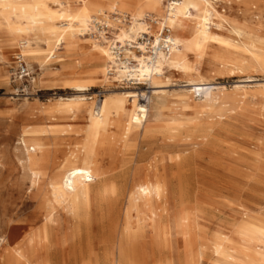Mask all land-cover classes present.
Segmentation results:
<instances>
[{"label": "rangeland", "instance_id": "rangeland-1", "mask_svg": "<svg viewBox=\"0 0 264 264\" xmlns=\"http://www.w3.org/2000/svg\"><path fill=\"white\" fill-rule=\"evenodd\" d=\"M10 1L24 7L7 13L11 23L0 21V264H82L68 257L70 243L62 245L72 223L63 218L57 224L54 196L61 164L71 153L81 155L77 164L101 174L108 186L109 200L90 234L95 240L104 235L110 264H119L126 221L138 229L134 248L127 245L130 254L136 249L132 264H264V57L255 51L264 43V0L227 9L241 36L226 23L216 29L214 16L205 31L195 22L184 25L183 55L213 85L207 102L191 92L186 75L168 66L166 83L156 89L127 82L115 71L106 77L107 45L92 40L99 39L95 29L80 39H90L88 45L62 43L53 56L23 52L13 37L17 28L24 30L22 37L42 36L41 27L21 21L38 15L48 20L53 46L59 22L94 18L103 10L112 24L108 38L119 31L123 38L140 15L143 24L147 15L158 17L149 0ZM113 13L129 20L115 17L119 23ZM19 54L29 76L17 71ZM79 84L93 86L80 94ZM141 93L147 94L146 126L133 124L139 99L132 105L125 98ZM185 99L187 107L179 104ZM100 101L102 121L93 113ZM23 142L45 146L46 163L37 176ZM49 208L56 220L52 261L42 221Z\"/></svg>", "mask_w": 264, "mask_h": 264}, {"label": "bare ground", "instance_id": "bare-ground-1", "mask_svg": "<svg viewBox=\"0 0 264 264\" xmlns=\"http://www.w3.org/2000/svg\"><path fill=\"white\" fill-rule=\"evenodd\" d=\"M149 1L153 5L154 10L158 13L157 18L151 15L155 25H158L159 27V30L156 33H152V25L147 19L148 15L146 16L144 14L143 16L146 17L143 19V21L146 24L142 23V15H140L137 19L139 23L136 21H131L132 25L129 29V36L127 31L123 33V38H121L122 36L119 30V32L115 34V38L120 40L121 43L128 44L130 46L135 43L136 47L140 48L141 56H135L132 51H129L130 48H126L127 56L131 57V59L135 61L132 75L146 80V82L150 84V87L152 86L151 88L156 89L166 83L165 78H167V76L165 74V66H168L175 71L186 75L188 77L187 82L192 88L191 92L196 95L197 99L207 102L212 97L213 85L210 83H204L203 76L200 75L199 71L193 64H188V59H186V57L183 55L185 42L183 38L184 32L182 29L186 23L195 22L198 29L205 31L208 29V21L212 16H214L217 19L216 23H214L216 29H222L226 23L232 25V31H234L236 35L241 36V31L236 28L233 23H231L233 19L227 14V9H231L234 4H236L238 7L246 8L247 5L245 4L247 3H245L244 0H170L167 10L164 12L163 6L165 0ZM84 4L86 6V3ZM0 5H2L4 8L3 11L0 12V21H5L6 23H11L6 19L8 12L23 9L24 7L22 3H14L10 0H0ZM254 5L258 6L255 3ZM117 6L118 2L111 4L110 7L113 9V11H116ZM99 12L100 14H97V16L94 18H92L91 15L88 18L81 17L79 15L75 17H67V20L64 23L59 22L60 31L53 46H50L49 44L51 37L48 20L47 22H43L42 20H39L40 17L38 15H32L28 20L22 18L21 21L26 23V26L29 27H31L32 24L41 27L43 32L42 36L22 37L21 32L23 29L17 28L13 30V37L15 40H17L18 45H20L23 52L27 50L30 53H36L45 50L49 51L50 56H53L56 55L57 48L62 43L66 45H74L75 43L88 45L90 39H86L84 43H81L80 39L81 37H84L85 34L89 32V30L96 29V25L93 22L97 19L98 15L105 17L106 20L103 18L104 22L111 28L110 25L112 24H110L109 19L106 18L107 15L102 14L103 10H100ZM245 12L246 11L244 10V13ZM114 20L119 21V23L121 22L119 19ZM165 29H168L171 33L169 37V41L172 43L171 52L165 53L162 49H159L158 57L155 60H151V57L147 54L148 47L146 43L140 41L139 39L147 34L154 36V40L152 42L155 46H158L161 42L159 31H164ZM92 40L102 43L103 45H107V47H102L106 60V71L104 72V75L107 77V74L110 73L109 70H112L119 74V78L124 79V77H127V72L129 71L128 67L124 63L122 64V62L119 61L118 56L113 53L112 49H110V39H107V37L104 35V32L99 31V39ZM40 42L44 43L43 48L40 47ZM83 49L87 50L86 47ZM255 51L257 53V57H264V43H262V45ZM19 55L21 57L23 56L22 54ZM111 63L113 64L109 66ZM92 86L93 85L89 86L87 84H79L76 85L75 88L80 92V94H82L83 92L88 91ZM125 98H128L129 101L132 100V105H135L136 98L139 99V104L136 107L137 109L135 111L133 124H144L146 126L149 115V109L147 107L148 104L146 105L145 103L147 100V94H129L125 96ZM78 100L81 102L84 99L78 98ZM140 101L144 102L141 103ZM179 104L183 107L188 106L186 99L179 100ZM93 113L95 116H98L99 121L103 120V101L95 102ZM174 132L175 134L173 136L175 137L179 132L176 131V129ZM23 144L26 147V151L28 153L29 168L32 170L34 175L37 176L38 172L40 171V166L46 163L47 151L45 150V146L38 143L27 145L26 142H23ZM80 158L81 155L71 153L66 159H64L61 164L59 181L60 191L55 192L54 194L55 202L58 204L59 209L57 224L59 223L58 225H60L63 218L68 219L72 223L71 234L70 236H66L65 238L63 237L61 239L62 245L65 246L70 243L69 247H65L68 257L77 263L100 264L101 262H104L105 264H110L109 260L111 258V253L107 249V240L102 239L104 235H98L100 239L95 240L97 235H95L94 239V237L90 234L91 226H96L100 221L98 218L100 206L109 200L108 186L104 181L100 180L101 174L97 173L96 171L83 169L80 167L77 164L80 161ZM102 183L104 185L100 186ZM50 209L51 208L44 212L42 221L45 229V239L49 248V257L50 261H52L53 255L56 254V252L52 250L55 244L56 220L53 211ZM137 235V227H134L133 224H130L128 221H126L125 227L120 234L119 264H132L131 259L137 257L135 252L136 249L132 250L130 254L127 248V245H132V248H134V242L136 239H138ZM1 251L2 247L0 245V256ZM60 256L62 258L63 254L60 253Z\"/></svg>", "mask_w": 264, "mask_h": 264}, {"label": "built area", "instance_id": "built-area-1", "mask_svg": "<svg viewBox=\"0 0 264 264\" xmlns=\"http://www.w3.org/2000/svg\"><path fill=\"white\" fill-rule=\"evenodd\" d=\"M113 15H116V16H112V19H114L115 17H118L122 21L129 20L128 15H126V14L123 15V14L113 13ZM147 19L150 22H153L151 15H148ZM93 23L96 25L95 30L98 33V35H99V31H103L104 35L108 38V36L106 34L110 32V27L106 25L102 16L98 15L97 19L94 20ZM159 32H160L161 42L158 46H155L154 43L152 42L154 39V36H150L147 34L144 37H141L139 39L140 41L146 43V45L148 47L147 54L151 57V60L152 59L155 60L158 57L159 49H162L165 53L171 52L172 43L169 41V37L171 34L170 31L168 29H165L164 31L161 30ZM110 33H112V32H110ZM114 38H108V39H110V49H112L113 53L118 56L119 61L122 62V64L124 63L128 67V70H129L127 72L128 76L124 77V80L127 82H130V83H133V84L145 83L146 80L140 79V78L132 75V73L134 71L135 61L133 59H131V57H128L127 52H126V48H130V49L134 50L136 53L137 52L141 53L140 48L136 47L135 43L130 46L128 44H123V43H121L120 40H118L117 38H115V39ZM16 59H17V63H18L17 71L19 72V74L22 77L29 76V72H28L29 70H28L26 64L24 63L23 58L21 56H18ZM109 72L112 73L113 71L109 70Z\"/></svg>", "mask_w": 264, "mask_h": 264}]
</instances>
